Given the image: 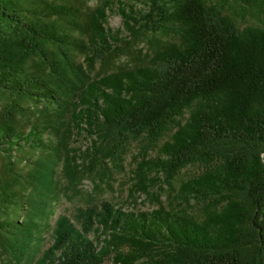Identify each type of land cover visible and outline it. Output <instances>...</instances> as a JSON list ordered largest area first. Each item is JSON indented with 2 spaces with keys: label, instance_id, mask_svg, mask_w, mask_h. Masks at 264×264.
<instances>
[{
  "label": "trees",
  "instance_id": "trees-1",
  "mask_svg": "<svg viewBox=\"0 0 264 264\" xmlns=\"http://www.w3.org/2000/svg\"><path fill=\"white\" fill-rule=\"evenodd\" d=\"M92 1L0 0L1 252L33 264H264V0ZM115 8L125 36L107 24ZM169 129L138 187L150 192L148 169L171 185L194 166L182 186L201 211L102 199L53 221L75 131L91 137L93 170L122 169L132 141L156 147Z\"/></svg>",
  "mask_w": 264,
  "mask_h": 264
},
{
  "label": "rangeland",
  "instance_id": "rangeland-1",
  "mask_svg": "<svg viewBox=\"0 0 264 264\" xmlns=\"http://www.w3.org/2000/svg\"><path fill=\"white\" fill-rule=\"evenodd\" d=\"M97 3L96 0L92 1L93 5ZM107 24L114 30H122V36H125L127 33L123 27L122 16L117 8L109 12ZM249 24L246 23V25ZM156 39L165 42L174 41L171 37L160 35ZM136 46L138 49H142L144 54H151L150 47L145 42L141 41ZM127 59L126 56H122L117 62L122 65L127 62ZM175 132V129H169L156 147L144 148L143 144L139 141H132L125 156L122 169H115L109 163L108 166L111 169L97 167L91 170L92 165L87 155V150L91 145V137H89L85 130L75 131L68 149L69 153L65 154V157L57 164L56 168L58 192L55 195L56 198L53 200V221L62 214L72 217L78 207H84L102 199L111 200L128 211L150 210L157 207L159 202L178 211H188L191 213L201 211L199 204L194 201H188L182 186L181 178L186 179L194 173L196 171V167L194 166L187 168L180 178L175 180L171 185L164 182L163 178L159 177L158 173L154 170L148 169L147 175L149 176L150 192H143L138 187L136 174L139 163L145 157H155L159 153L160 148L166 142L173 139ZM68 160L74 162V166H78L79 168L80 181L76 190L72 184L69 185L65 174ZM51 239V234L45 233V239L39 255L50 245ZM0 264H33V262L28 259L23 262H16L0 250ZM105 264H115V262L108 258Z\"/></svg>",
  "mask_w": 264,
  "mask_h": 264
}]
</instances>
